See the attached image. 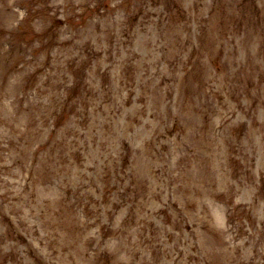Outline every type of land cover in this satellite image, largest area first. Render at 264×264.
Listing matches in <instances>:
<instances>
[{
    "label": "rangeland",
    "instance_id": "obj_1",
    "mask_svg": "<svg viewBox=\"0 0 264 264\" xmlns=\"http://www.w3.org/2000/svg\"><path fill=\"white\" fill-rule=\"evenodd\" d=\"M0 264H264V0H0Z\"/></svg>",
    "mask_w": 264,
    "mask_h": 264
}]
</instances>
